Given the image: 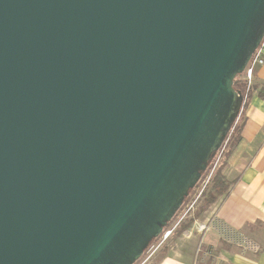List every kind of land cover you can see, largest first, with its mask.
Masks as SVG:
<instances>
[{
    "label": "water",
    "instance_id": "water-1",
    "mask_svg": "<svg viewBox=\"0 0 264 264\" xmlns=\"http://www.w3.org/2000/svg\"><path fill=\"white\" fill-rule=\"evenodd\" d=\"M264 0H0V264H134L221 148Z\"/></svg>",
    "mask_w": 264,
    "mask_h": 264
},
{
    "label": "crops",
    "instance_id": "crops-1",
    "mask_svg": "<svg viewBox=\"0 0 264 264\" xmlns=\"http://www.w3.org/2000/svg\"><path fill=\"white\" fill-rule=\"evenodd\" d=\"M243 119L224 169L229 191L178 230L177 243L164 247L155 264H264V64L256 70ZM183 238L191 244L179 243Z\"/></svg>",
    "mask_w": 264,
    "mask_h": 264
},
{
    "label": "built area",
    "instance_id": "built-area-1",
    "mask_svg": "<svg viewBox=\"0 0 264 264\" xmlns=\"http://www.w3.org/2000/svg\"><path fill=\"white\" fill-rule=\"evenodd\" d=\"M263 44H264V40H263L262 44L254 51V53L252 54L250 60L248 61L247 65H246L244 71L238 77V81L240 84H242V87L239 89H237V88L236 89L239 92V95L242 97V105H241V108L239 110V113H238L235 121L233 122V124L231 126V129H230L227 137L224 140V143L222 144L221 148L218 150V152L216 154L217 161H219L220 158H222L224 156V153L228 149L230 138L232 137L233 133L236 131L237 125L241 124V122H242L243 114L245 111V106L247 104L249 92H250L252 85H253V80L255 77L256 70L259 66L264 64V54H263V50H262ZM207 185H208V181L202 187V189L199 193V198L202 195L203 191L206 189ZM194 207L195 206L193 203L181 216H179V218L175 222V224L171 223V221H173V218L175 216L172 218V220L167 224V226L164 227L162 233L158 236L162 239H161V243L157 246V248H159L163 242L168 240L174 234V232L177 231V229L179 227H181V225H182L184 219L186 218L187 214L190 211H192L194 209ZM143 255L141 256V258L143 257ZM151 256H152V254L149 257H151ZM141 258L139 260H137L134 264H147V261L149 258L146 260H143V261L141 260Z\"/></svg>",
    "mask_w": 264,
    "mask_h": 264
},
{
    "label": "rangeland",
    "instance_id": "rangeland-1",
    "mask_svg": "<svg viewBox=\"0 0 264 264\" xmlns=\"http://www.w3.org/2000/svg\"><path fill=\"white\" fill-rule=\"evenodd\" d=\"M240 76V75H239ZM238 76V77H239ZM237 77V80H238ZM242 87V84H240ZM224 160V157L220 158L219 161H217V157L214 159V163L212 166V169H207L206 171H204L205 173L202 175V177L200 178V180L197 182L196 186L190 191L187 199L184 201L183 205L181 206V208L178 210L177 214L175 215V217L173 218V221H171L172 224H175V222L178 220L179 216H181L193 203H194V209L192 211H190L186 218L184 219L183 224L187 223V220L192 217L195 212H197L199 210V208L204 205V199L203 198H199V193L202 189V187L204 186V184L207 183L208 181V185L210 184V179L212 177V175L214 174V171L216 169L217 166L221 165L222 162ZM181 225V227H182ZM181 227H179L177 229V231L179 230V233H181L184 229H182ZM177 231L174 232V234L165 242H163L161 244V246L159 248H157V246L161 243V239L160 237H157L155 239H153L151 241V244L146 248L145 253L143 255V257L141 258V260H146L147 264H155V257L157 258L158 253L163 250L164 247H171L174 246L177 243V238H175L177 235L179 236L180 234H175ZM188 240V239H187ZM179 243L182 244H186V245H190V242H186V239H181ZM152 254L151 257H149Z\"/></svg>",
    "mask_w": 264,
    "mask_h": 264
},
{
    "label": "trees",
    "instance_id": "trees-1",
    "mask_svg": "<svg viewBox=\"0 0 264 264\" xmlns=\"http://www.w3.org/2000/svg\"><path fill=\"white\" fill-rule=\"evenodd\" d=\"M237 77L235 79L234 86H235V88L239 89V88H241V85H240L239 81L237 80ZM243 121H244V119H242L241 124L237 125L236 131L233 133L232 137L230 138L228 149L224 153V156H223L224 160H223L222 164L216 167V169L214 171V174L212 175V177L210 179L209 186L206 187V189L203 191L202 195L200 196V198L204 199V203H203L204 205H202L199 208V210L197 212H195V214L187 220L186 224L182 225V227H181L182 229H185V228L191 226V224L193 223L194 219L196 217L200 216L203 213V211L209 205L214 203L218 199L219 196L224 195L225 193H227L229 191V187H230L231 181H229L227 179V177H226V175L224 173V169H225V167L227 165V158H228L229 154L233 150L236 141L240 138L241 129H242V126L244 124ZM216 154L217 153H215L213 158L209 161L208 168H207L208 170L212 169V166H213V163H214V159L216 158ZM204 173L205 172H203L202 175Z\"/></svg>",
    "mask_w": 264,
    "mask_h": 264
}]
</instances>
